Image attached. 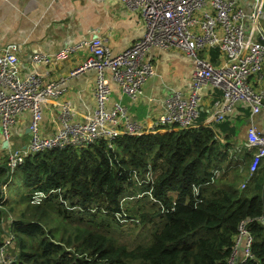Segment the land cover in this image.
Segmentation results:
<instances>
[{
    "label": "trees",
    "instance_id": "16d2710c",
    "mask_svg": "<svg viewBox=\"0 0 264 264\" xmlns=\"http://www.w3.org/2000/svg\"><path fill=\"white\" fill-rule=\"evenodd\" d=\"M217 90L215 97H222ZM243 107L213 126L202 124L206 112L200 111L194 128L174 126L156 133L119 135L114 148L101 141L88 148L36 152L14 174L21 176L25 186L48 196L22 211L19 218L13 216L16 208L8 207L3 186L10 174L6 163H0V246L4 226L13 217L14 264H229L244 221L252 237L253 256L247 264H264V159L251 176L250 164H240L243 169L232 167L233 174L223 167L243 159L239 149L233 150L238 135L235 123L241 114L250 115L249 108ZM251 153L247 148L246 156ZM149 165L155 170V181L151 193H146L148 186H138L135 175H143ZM216 168L224 171L212 181ZM239 174L245 180L249 176L244 189ZM195 186L202 196L196 206ZM139 193L151 209L142 211L141 206L127 211L156 227L146 244L128 249L105 232L64 220L74 213L69 206L82 208L74 210L77 214H92L88 219L92 227L104 229L108 221L119 225L114 213L125 206L121 198L135 199ZM92 207H97L94 213ZM46 214L66 222L68 235L64 232L58 238L47 226Z\"/></svg>",
    "mask_w": 264,
    "mask_h": 264
},
{
    "label": "built area",
    "instance_id": "2783aa9c",
    "mask_svg": "<svg viewBox=\"0 0 264 264\" xmlns=\"http://www.w3.org/2000/svg\"><path fill=\"white\" fill-rule=\"evenodd\" d=\"M122 1L140 13L145 25L143 36L115 54L108 48L103 37L96 35L87 42L90 54L73 73L86 69L96 70L95 108L83 120L76 121L69 104L64 103L58 118L53 119L57 125L53 133L43 132V111L48 102L61 95V81L45 82L36 73L23 75L16 44L0 50V124L3 137L9 142L6 165L10 178L36 152L55 147L88 148L101 141L114 148V140L119 135L156 133L174 126L182 129L197 127L202 96L207 90L219 89L223 92L222 98L216 102L220 107L215 113L216 121L236 113L239 103L249 108L250 116L261 112L264 106V43L261 40H264V35L261 32L257 39L248 30L251 22L252 25L258 23L263 11V0H255L250 13H246L237 0ZM153 47L184 52L194 60V68L188 93L185 95L175 91L166 97L163 110L148 124L130 119L127 108L120 101H115L111 108L107 104L112 92L110 80L115 81L133 102L144 95L145 81L156 73V66L149 55ZM209 47H219L225 52V62L214 65L202 57V49ZM75 51L76 47H64L51 55L35 54L33 59L49 63L64 60ZM253 78L255 84L251 83ZM25 113L30 115L28 128L31 141L25 148L11 149L10 129L18 117H23ZM245 144L253 150L250 163L252 175L264 159V132L255 123H251L247 129ZM221 172L219 168L214 169L212 181ZM135 181L140 187L148 186L146 193H151L155 170L149 165L143 175L136 173ZM8 184H4V191ZM245 186L246 183H243L242 187ZM33 192L37 196H30V201L34 200L32 203H41L48 196L41 191ZM140 195L142 193L137 194ZM195 195L196 206L202 201L198 186H195ZM59 200L68 206L62 195H59ZM119 214L114 213L115 216ZM12 220L10 218L4 226L0 264H14L16 261L12 252L16 241V234L11 227ZM239 232L229 264H247L253 256L252 237L244 221L239 226ZM240 251L244 252L242 256L239 255Z\"/></svg>",
    "mask_w": 264,
    "mask_h": 264
},
{
    "label": "crops",
    "instance_id": "0c3cea01",
    "mask_svg": "<svg viewBox=\"0 0 264 264\" xmlns=\"http://www.w3.org/2000/svg\"><path fill=\"white\" fill-rule=\"evenodd\" d=\"M237 1L246 13L253 10L255 0ZM251 23L248 32L259 39L261 32L264 35V0L258 23L256 25ZM144 32L145 25L140 13L127 7L122 0H0V50L16 44L23 75L36 73L45 82L61 81V95L44 106L42 125L43 132L47 134L55 132L57 125L53 119L58 118L64 103L69 104L72 117L76 121L83 120L95 108L96 70L86 69L73 73V70L90 54L87 42L96 35L103 37L106 39L108 48L115 54L142 37ZM64 47H76V51L64 60H54L49 63L42 60L37 62L33 59L35 54L51 55ZM207 49L210 50L208 56L213 60L212 63H219L221 49L219 47ZM149 55L156 66V73L145 81L144 95L137 102H133L115 81L110 80L112 92L107 106L111 108L115 101H120L127 108L130 119L151 124L157 114L163 110V101L166 97L175 91L185 95L188 93L194 60L177 49L153 47ZM217 91V89L207 90L202 96L200 111L206 112L203 125L213 126L216 122L215 113L220 109L216 102L222 98L215 97ZM241 107L243 106L239 103L237 109ZM243 117L241 114L235 123L238 135L233 141L235 145L233 150L239 149V157L244 160L239 159L236 164L225 167L228 172H231L229 174L234 172L231 170L232 167L235 168L238 165L240 169H243L245 167L240 164L246 166L252 161V149H250L251 155L246 156L248 147L245 142L249 125L255 123L264 132V106L257 115ZM29 122L28 113L18 117L13 125L16 131L10 138L11 149L25 148L30 143ZM26 135H29L27 141L24 140ZM5 143L0 132V155L9 151L7 149L9 142ZM14 144L15 147H13ZM243 179L241 178L242 183L250 180L249 176L246 180ZM240 253L241 251L239 255Z\"/></svg>",
    "mask_w": 264,
    "mask_h": 264
},
{
    "label": "rangeland",
    "instance_id": "374dc122",
    "mask_svg": "<svg viewBox=\"0 0 264 264\" xmlns=\"http://www.w3.org/2000/svg\"><path fill=\"white\" fill-rule=\"evenodd\" d=\"M209 52H210L209 49L204 48L200 52V55L202 57L207 58L212 63L213 60H211L210 56H208ZM225 59H226L225 52L219 50V57H218L219 63H217V64L214 63V65L222 64V62ZM251 83L255 84L254 78L251 80ZM10 131H11V136H12V134L14 135L16 130L12 127L10 129ZM0 132L2 133L1 124H0ZM28 137H29V135L24 136V140L27 141ZM13 147H15V144L13 145ZM234 159L236 162L238 161L237 158H234ZM0 163H6V154L0 155ZM223 167L225 168L227 166H225V164H224ZM219 169L223 171L222 168H219ZM232 173H233V171H232ZM239 175L240 176H238V179H241L242 177H244V174H239ZM22 182L23 181L21 179V176H19L18 174L17 175L14 174V178L13 177L10 178L9 184H8V186L6 185V190L4 191L5 197L7 198V201H8V207L16 208V212L13 213V216L15 218H19L20 213L22 211H25L29 206L37 204V203L31 202L34 200L29 201L30 196L36 197L37 193H34L33 192L34 190L25 186L24 183H22ZM244 188L245 187H242V189H244ZM127 197L128 196H123L121 198V201H123V204L125 206L122 207V211L119 212L120 214L116 215L120 219L119 225L115 224L113 221H108L109 224L104 223V226H105L104 229L102 227H100L99 225L92 227L91 222H88V219L90 217H92V214H88V213H83V214L78 213L77 214L74 211V210H81L82 208H80V207H77V209L69 208L70 211H73L74 213L71 215H66V218L64 220L68 221L70 223V225L79 224L82 227L88 226V227L92 228L93 230L101 231L103 233L105 232V233L109 234V236L113 237L118 243L126 246L128 249H132L136 245H139V244H146L150 241L151 232L156 227L151 223H146V222L140 221L139 218H133L131 216V213L133 212L132 210H134V211H135V209L139 210L141 206L143 208L142 211L145 210L146 212H148L147 209H151V204L147 203L146 200L144 198H142L141 195L137 196V198H135V199H127ZM201 198H202V196H201ZM11 201H12V203H11ZM96 208L97 207L90 208L91 213H94L96 211ZM127 209H132V210L127 211ZM47 215L49 216L48 218H47ZM137 216H139V215L137 214ZM51 217H57V215L54 214V215L50 216L49 214H46L44 220L46 221L47 226L55 233V235L58 238L61 236V233H64V232H65V235H68L69 228L66 226V222H63L62 220H60L58 218L52 219ZM96 220L100 221L101 219H100V217H97ZM54 224H57L58 226H56ZM244 241H245V239H244ZM241 254L242 253H240V255Z\"/></svg>",
    "mask_w": 264,
    "mask_h": 264
},
{
    "label": "water",
    "instance_id": "95a60500",
    "mask_svg": "<svg viewBox=\"0 0 264 264\" xmlns=\"http://www.w3.org/2000/svg\"><path fill=\"white\" fill-rule=\"evenodd\" d=\"M262 42L264 43V40H262ZM28 131H30L29 128H28ZM5 142L7 143L6 140H5ZM6 143H5V144H6ZM243 248H244V247L242 246L241 249H243Z\"/></svg>",
    "mask_w": 264,
    "mask_h": 264
}]
</instances>
